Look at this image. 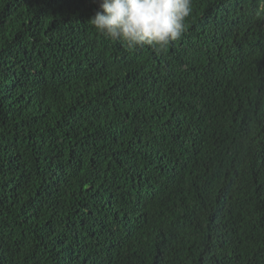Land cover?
Here are the masks:
<instances>
[{
  "label": "trees",
  "instance_id": "1",
  "mask_svg": "<svg viewBox=\"0 0 264 264\" xmlns=\"http://www.w3.org/2000/svg\"><path fill=\"white\" fill-rule=\"evenodd\" d=\"M260 5L193 0L157 53L0 0V264H264Z\"/></svg>",
  "mask_w": 264,
  "mask_h": 264
},
{
  "label": "clouds",
  "instance_id": "2",
  "mask_svg": "<svg viewBox=\"0 0 264 264\" xmlns=\"http://www.w3.org/2000/svg\"><path fill=\"white\" fill-rule=\"evenodd\" d=\"M193 0H99L102 11L88 21L104 37L128 48L149 46L157 53L180 39ZM264 11V5L258 7Z\"/></svg>",
  "mask_w": 264,
  "mask_h": 264
}]
</instances>
